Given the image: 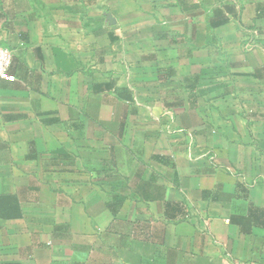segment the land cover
Listing matches in <instances>:
<instances>
[{"label": "crops", "instance_id": "0c3cea01", "mask_svg": "<svg viewBox=\"0 0 264 264\" xmlns=\"http://www.w3.org/2000/svg\"><path fill=\"white\" fill-rule=\"evenodd\" d=\"M0 264H264V0H0Z\"/></svg>", "mask_w": 264, "mask_h": 264}, {"label": "built area", "instance_id": "2783aa9c", "mask_svg": "<svg viewBox=\"0 0 264 264\" xmlns=\"http://www.w3.org/2000/svg\"><path fill=\"white\" fill-rule=\"evenodd\" d=\"M12 59V50L8 46L0 44V77L13 80L14 76L8 72ZM235 264H259L251 261H238Z\"/></svg>", "mask_w": 264, "mask_h": 264}]
</instances>
